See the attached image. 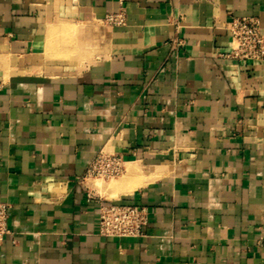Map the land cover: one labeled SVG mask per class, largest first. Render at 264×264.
<instances>
[{
	"label": "crops",
	"instance_id": "1",
	"mask_svg": "<svg viewBox=\"0 0 264 264\" xmlns=\"http://www.w3.org/2000/svg\"><path fill=\"white\" fill-rule=\"evenodd\" d=\"M243 17L264 34V0H0V264H264V61L232 58L227 32ZM98 152L124 161L115 190L85 178ZM97 197L144 207L142 235L100 236Z\"/></svg>",
	"mask_w": 264,
	"mask_h": 264
},
{
	"label": "built area",
	"instance_id": "2",
	"mask_svg": "<svg viewBox=\"0 0 264 264\" xmlns=\"http://www.w3.org/2000/svg\"><path fill=\"white\" fill-rule=\"evenodd\" d=\"M104 21L112 26L125 23L122 11L108 14ZM232 48L230 56L242 61H264V34L259 21L252 17L233 18L228 23ZM124 161L120 156L98 152L88 163L85 178L113 179L123 173ZM90 197L91 195L88 194ZM97 232L103 237L137 238L147 224L148 213L144 207L106 203L97 199ZM9 205L0 202V241L9 233Z\"/></svg>",
	"mask_w": 264,
	"mask_h": 264
},
{
	"label": "rangeland",
	"instance_id": "3",
	"mask_svg": "<svg viewBox=\"0 0 264 264\" xmlns=\"http://www.w3.org/2000/svg\"><path fill=\"white\" fill-rule=\"evenodd\" d=\"M119 177H116L113 179H91V182L94 184L96 188H99V187L102 188V187H107V186H113ZM97 184L99 185V187ZM115 188H112V190H115ZM97 199H99V197H97Z\"/></svg>",
	"mask_w": 264,
	"mask_h": 264
},
{
	"label": "bare ground",
	"instance_id": "4",
	"mask_svg": "<svg viewBox=\"0 0 264 264\" xmlns=\"http://www.w3.org/2000/svg\"><path fill=\"white\" fill-rule=\"evenodd\" d=\"M98 185V184H97ZM98 187H99V185H98ZM109 189H111L112 190V188H115V186H107ZM100 188V187H99ZM98 188V189H99Z\"/></svg>",
	"mask_w": 264,
	"mask_h": 264
}]
</instances>
